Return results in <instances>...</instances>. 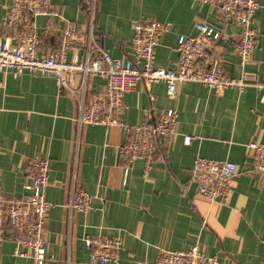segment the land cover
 Segmentation results:
<instances>
[{
  "label": "crops",
  "instance_id": "crops-1",
  "mask_svg": "<svg viewBox=\"0 0 264 264\" xmlns=\"http://www.w3.org/2000/svg\"><path fill=\"white\" fill-rule=\"evenodd\" d=\"M10 0H0V19ZM64 19L87 29L92 21L96 44L113 58L132 59L130 39L136 22L152 20L169 30L155 48V66L173 67L178 39L195 34L196 24L222 30L224 39L209 53L220 60L229 77L248 73L264 83V0L254 14L259 38L252 62L242 66L228 39L239 28L222 24L217 7L197 0H51ZM45 18L37 17L42 31ZM53 33L42 34L41 53L58 45L63 23L53 19ZM2 30L0 28V40ZM93 58L101 59L98 52ZM80 73L72 85L78 87ZM105 80L89 76L88 97ZM119 119L137 124L154 119L161 110L175 109L176 133L160 150L162 158L144 172L143 163L129 166L118 157L123 141L118 128L83 125L77 128V100L59 90L51 77L24 71L15 77L0 71V192L5 200L20 199L23 168L39 155L50 162L45 198L47 213L44 264H89L85 236L120 241L119 264L153 262L158 249L187 251L197 246L218 264H264V182L247 170L252 166L251 142L264 144V100L253 86L229 88L220 94L193 82L178 84L169 98L163 83L139 81L124 96ZM184 136H191L186 144ZM197 157L236 164L227 201L208 202L198 195L189 170ZM123 180L125 183L123 184ZM72 186L93 196L95 210L67 211ZM0 244V264H35L30 256L15 255L14 233L7 227Z\"/></svg>",
  "mask_w": 264,
  "mask_h": 264
},
{
  "label": "built area",
  "instance_id": "built-area-1",
  "mask_svg": "<svg viewBox=\"0 0 264 264\" xmlns=\"http://www.w3.org/2000/svg\"><path fill=\"white\" fill-rule=\"evenodd\" d=\"M202 4L215 6L220 12L222 24L239 28L237 38L227 42L245 66L252 62L253 52L259 38L254 24V14L259 7L258 0H197ZM45 18L41 30L36 18ZM53 19L63 23L58 33V45L41 53L42 34H52ZM2 39L0 40V71H9L18 77L24 71L41 77H51L59 90L73 95L77 100L75 123L78 129L83 125H100L118 128L123 141L117 147L118 157L125 164L124 173L137 161L143 163L146 173L151 164L162 158L160 150L176 133L178 114L175 109L161 110L154 119H145L137 124H127L119 119L125 110L124 96L139 81L146 86L163 83L169 98L176 95L182 82H193L207 86L217 94L229 88L242 90L253 86L261 92L264 100V83L248 73L240 78L229 77L220 60L209 51L212 44L224 39L222 30L199 23L195 34L181 36L175 48L176 59L170 69L155 66V48L169 30L167 24L146 20L132 26L130 39L132 59L113 58L95 42L92 21L87 29L76 22L63 18L58 6L51 0H10L6 14L0 19ZM98 52L101 59L93 58ZM80 73L79 86L74 88L72 80ZM89 76L105 80L101 90L87 93ZM191 136H184L186 144ZM252 152V166L247 172L264 182V144H248ZM50 162L36 155L28 158L23 168V188L26 192L19 200H5L0 192V244L9 227L14 233L15 255L30 256L35 264H44L47 213L52 204L45 198L48 186ZM236 164L223 160L202 157L195 158L189 170L190 180L196 185L198 195L208 202H225L233 178L238 174ZM125 180H123V184ZM93 196L72 186L67 211L88 214L95 210ZM84 244L89 250V264H119L120 241L114 237L85 236ZM136 264H218L217 259L206 255L197 246L187 251L158 249L153 262L140 260Z\"/></svg>",
  "mask_w": 264,
  "mask_h": 264
}]
</instances>
